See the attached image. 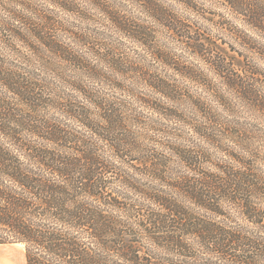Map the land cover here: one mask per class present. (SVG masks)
I'll use <instances>...</instances> for the list:
<instances>
[{"label":"clouds","instance_id":"1","mask_svg":"<svg viewBox=\"0 0 264 264\" xmlns=\"http://www.w3.org/2000/svg\"><path fill=\"white\" fill-rule=\"evenodd\" d=\"M0 264H264V0H0Z\"/></svg>","mask_w":264,"mask_h":264}]
</instances>
